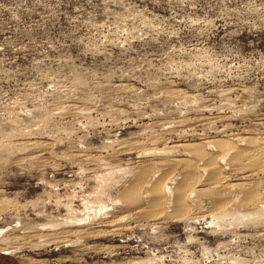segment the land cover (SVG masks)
I'll return each instance as SVG.
<instances>
[{"label":"rangeland","instance_id":"rangeland-1","mask_svg":"<svg viewBox=\"0 0 264 264\" xmlns=\"http://www.w3.org/2000/svg\"><path fill=\"white\" fill-rule=\"evenodd\" d=\"M214 140L260 166L129 210ZM0 229L16 264H264V0H0Z\"/></svg>","mask_w":264,"mask_h":264},{"label":"bare ground","instance_id":"bare-ground-1","mask_svg":"<svg viewBox=\"0 0 264 264\" xmlns=\"http://www.w3.org/2000/svg\"><path fill=\"white\" fill-rule=\"evenodd\" d=\"M247 142H250L249 145L247 143L248 147H238L224 140L208 141L203 144H191V143L190 144L189 143L178 144L179 147H182L185 150L189 151L192 155L191 160H188V159L183 160V162L187 164V168H189V170H188V173L184 176L182 181L176 183L174 182L173 178H170L171 177L170 175H169L170 177H167V175L170 172H172L174 169L171 164H168L166 165V168H164L166 169V173L160 175L146 189V191L152 197L149 205L142 202V200L140 199V189H141L140 180H135L133 183H131V185L128 186L124 190V192L120 195V197L128 205L129 210L138 209V210L143 211V208L147 207L146 212L154 210L155 211L154 215L159 216V215L164 214L163 207H161L162 202L164 201V196L165 194L170 193V194H173L172 198H173V201L175 202V205L173 208L178 207L183 212H189L191 208L186 203V198L187 197L189 198L194 193L203 190L202 187L204 185L213 184L217 182L216 180L218 176L217 174L221 169V161L219 159L222 156H228L229 160L236 166H240L242 164V159L244 158H247L249 160L250 166L252 167L260 166V162L258 161L259 156L256 152L257 145H258L257 142L256 141L251 142L249 140ZM205 145H212V146L214 145L216 148V151L214 153H207V152H202L198 150V148H202V146H205ZM200 175H202L203 178L199 179ZM140 177H144V175L142 174L140 175ZM210 180H213V181H210ZM233 187L234 188L240 187L241 190H243L244 206L248 205V209L250 206H257L258 199H257L256 191L254 190L253 184L246 185V183H242V184L235 183L230 186H227L226 189L228 188L232 189ZM212 193L215 195L218 193V190L216 189V191ZM176 205L178 206L176 207ZM108 222H111V221L99 220L96 223L97 225H100V226H107L112 223V222L111 223H108ZM81 224H84V222L74 223L73 225L80 226ZM77 231H82V229H79ZM0 232H1V229H0Z\"/></svg>","mask_w":264,"mask_h":264},{"label":"crops","instance_id":"crops-1","mask_svg":"<svg viewBox=\"0 0 264 264\" xmlns=\"http://www.w3.org/2000/svg\"><path fill=\"white\" fill-rule=\"evenodd\" d=\"M6 262H8V263H6ZM9 262L11 264H16L14 261H12V262H11V260L10 261H7L6 256L5 257H3V255L0 256V264H9Z\"/></svg>","mask_w":264,"mask_h":264}]
</instances>
